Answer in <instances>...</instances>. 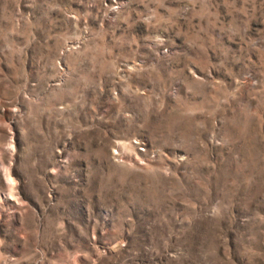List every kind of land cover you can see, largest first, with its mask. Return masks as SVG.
Here are the masks:
<instances>
[{
  "label": "rangeland",
  "instance_id": "1",
  "mask_svg": "<svg viewBox=\"0 0 264 264\" xmlns=\"http://www.w3.org/2000/svg\"><path fill=\"white\" fill-rule=\"evenodd\" d=\"M0 264H264V0H0Z\"/></svg>",
  "mask_w": 264,
  "mask_h": 264
}]
</instances>
